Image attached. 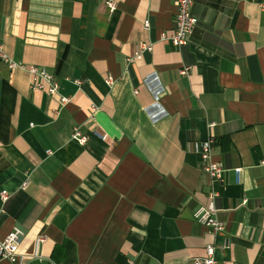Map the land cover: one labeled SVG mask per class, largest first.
I'll use <instances>...</instances> for the list:
<instances>
[{
  "label": "crops",
  "instance_id": "0c3cea01",
  "mask_svg": "<svg viewBox=\"0 0 264 264\" xmlns=\"http://www.w3.org/2000/svg\"><path fill=\"white\" fill-rule=\"evenodd\" d=\"M113 1L0 0V47L26 67L0 62V243L23 233L20 264H184L223 243L193 217L213 192L216 259L264 264V0H194L181 48L176 0Z\"/></svg>",
  "mask_w": 264,
  "mask_h": 264
},
{
  "label": "built area",
  "instance_id": "2783aa9c",
  "mask_svg": "<svg viewBox=\"0 0 264 264\" xmlns=\"http://www.w3.org/2000/svg\"><path fill=\"white\" fill-rule=\"evenodd\" d=\"M194 0H176L175 6L177 7V15L175 28L171 36L168 39L173 46L177 48L184 47L190 43L192 34L197 24V20L193 17L191 9L193 6ZM105 5L110 12H113L116 9V3L113 0H105ZM145 28H149V23L146 21L144 23ZM152 51V45H140L139 50L137 51L135 57L129 59L128 62H132L140 57L144 52ZM0 62L7 65L9 69L22 68L26 67L21 63H16L11 60L6 53L0 47ZM31 76V88L32 90H40L47 93L50 96H55L58 94V83L55 78L47 73L46 71L32 67L27 68ZM190 68H186L181 71V74L185 75L188 73ZM113 83L112 79L106 81V84L111 85ZM80 84V82H77ZM62 104H67L69 99L62 98ZM95 109V107H94ZM106 137H100L101 140H105ZM72 139L78 142L79 145H85L86 137L83 135L79 129H75ZM214 141L213 139H208L200 145L199 154L202 161V169L206 176L210 179L211 182L216 183L221 181L222 174L224 172L223 167L214 162L212 159ZM50 154V153H49ZM235 174L237 178L239 177L240 170H236ZM208 204L200 206L193 214L195 221L210 230L214 236H222L223 243L220 247H217L214 244H208L205 247V256L200 258H194L187 261L184 264H221L215 257L216 248H221L222 250L229 249L231 246V241L225 236L226 234V225L219 222L216 219L217 209L214 203L215 194L213 192L209 193ZM23 238V233L18 229H13L3 242L0 243V258L8 260L11 264H20L21 259L18 255V250ZM127 264H134L133 262H128Z\"/></svg>",
  "mask_w": 264,
  "mask_h": 264
}]
</instances>
